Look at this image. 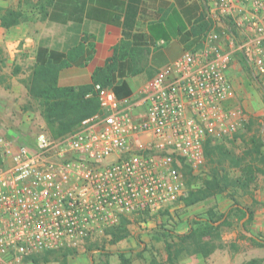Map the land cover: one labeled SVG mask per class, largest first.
Segmentation results:
<instances>
[{
    "label": "built area",
    "instance_id": "2783aa9c",
    "mask_svg": "<svg viewBox=\"0 0 264 264\" xmlns=\"http://www.w3.org/2000/svg\"><path fill=\"white\" fill-rule=\"evenodd\" d=\"M208 11L227 45L207 29L135 96L95 84L99 110L65 134L20 142L0 133V263L76 247L187 195L183 165L197 170L206 139L231 138L240 119L230 104L233 56L264 76V0H208Z\"/></svg>",
    "mask_w": 264,
    "mask_h": 264
},
{
    "label": "rangeland",
    "instance_id": "374dc122",
    "mask_svg": "<svg viewBox=\"0 0 264 264\" xmlns=\"http://www.w3.org/2000/svg\"><path fill=\"white\" fill-rule=\"evenodd\" d=\"M44 3L45 0H0V133L20 142L32 141L39 131L51 135L42 116L41 102L29 95L25 87L34 63L28 52L23 51L20 38L27 28L33 30L38 25L34 19L44 23L41 10ZM7 10L20 13L17 24L9 27L1 24V16ZM217 29L227 45L224 38L229 32L220 25ZM229 75L233 87L230 104L240 112L233 136L213 140L211 154L204 155V162L197 170L186 174L182 169L187 192L202 188L214 175L228 177L229 184L223 190L192 204L179 199L152 215H126L117 227L106 228L102 234L88 237L76 247L25 256L21 264H118L119 251L132 264H167L165 240L170 239V231H185L189 217L204 215L208 210L223 212L232 199L241 204L253 196L263 199L264 172L257 168L264 170V146L261 153H256L252 140L260 136L264 141V76L254 77L238 53L231 60ZM248 164L253 165V173L248 169L245 179L243 169ZM239 177L247 180H244L247 189L230 185V180ZM249 207L253 211L249 222L236 211L230 213V224L221 228L219 247L212 253L205 257L183 255L177 264H246L253 259L264 264V201H255ZM243 223L245 229L241 228ZM123 228L126 236L114 241L110 232Z\"/></svg>",
    "mask_w": 264,
    "mask_h": 264
},
{
    "label": "crops",
    "instance_id": "0c3cea01",
    "mask_svg": "<svg viewBox=\"0 0 264 264\" xmlns=\"http://www.w3.org/2000/svg\"><path fill=\"white\" fill-rule=\"evenodd\" d=\"M37 22L34 19L38 25L20 37L32 64L38 47L65 56L74 50V59L61 68L58 83L78 86L89 84L92 72L116 55L110 63L113 85L125 83L118 91L120 97L135 96L166 64L199 47L207 28L219 25L208 11V0H52L44 23ZM229 73L230 65L231 80ZM252 198L264 201L253 196L240 204L249 207Z\"/></svg>",
    "mask_w": 264,
    "mask_h": 264
},
{
    "label": "trees",
    "instance_id": "16d2710c",
    "mask_svg": "<svg viewBox=\"0 0 264 264\" xmlns=\"http://www.w3.org/2000/svg\"><path fill=\"white\" fill-rule=\"evenodd\" d=\"M51 2L52 0H45V3L41 4V10L45 17L48 15V8ZM19 18L20 13L18 11L7 10L1 16V24L9 27L17 24ZM222 20L227 25L228 30L233 32L231 22L226 18H222ZM75 54L74 50H71L65 56L55 50L38 47L35 63L33 64L28 82L25 85L28 94L41 102L42 116L52 136H59L71 131L81 119L99 110L98 98L94 91L95 84L111 86L118 97H120L118 95L119 89L125 88L124 82L118 88L113 85L114 64L110 62L115 60L116 55L109 58L104 66L97 67L92 72L89 84L78 86L59 85L58 76L61 68L68 66L73 61ZM252 146L255 148L256 153H261L260 148L264 146L262 137L259 136L256 140H252ZM212 147V140L206 139L203 146L205 156L211 154ZM182 169L184 173L190 174L191 169L188 166L183 165ZM248 169L251 170L252 174L253 165L248 164L247 168L243 169L245 179ZM257 170L264 172V170H260L259 168ZM244 180L240 177L235 178L234 180H230V185L235 184L243 189H247L248 184H244ZM228 184L229 180L227 176L220 175L218 177L214 175L211 177V180L205 182V186L196 191L188 190L187 195L181 199L185 201V204H192L220 192ZM252 199L253 203H255L254 198ZM232 211L238 212L241 217H246V222H249L253 218V211L250 207L242 206L232 199V203L225 211L208 210L204 215H194L187 219L185 231H170V239L165 240L166 263L177 264L183 255L195 254L205 257L212 253L219 247L221 228L230 224L228 216ZM123 220L124 216L121 218L120 223H123ZM244 227V223L241 224V228L245 229ZM115 231L121 233H116ZM115 231L110 232L114 236V241L124 238L127 234L124 228L123 230L116 229ZM118 256L120 260L118 264H132L122 251H119ZM246 264H258V261L253 259Z\"/></svg>",
    "mask_w": 264,
    "mask_h": 264
}]
</instances>
